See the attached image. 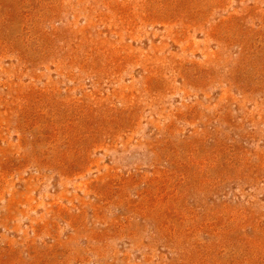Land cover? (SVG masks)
Instances as JSON below:
<instances>
[{"label": "rangeland", "instance_id": "374dc122", "mask_svg": "<svg viewBox=\"0 0 264 264\" xmlns=\"http://www.w3.org/2000/svg\"><path fill=\"white\" fill-rule=\"evenodd\" d=\"M0 264H264V0H0Z\"/></svg>", "mask_w": 264, "mask_h": 264}]
</instances>
